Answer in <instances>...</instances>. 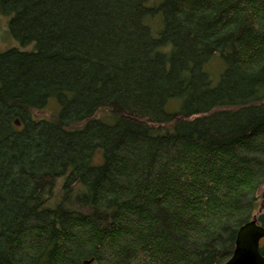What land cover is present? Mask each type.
Wrapping results in <instances>:
<instances>
[{
    "label": "trees",
    "instance_id": "1",
    "mask_svg": "<svg viewBox=\"0 0 264 264\" xmlns=\"http://www.w3.org/2000/svg\"><path fill=\"white\" fill-rule=\"evenodd\" d=\"M153 3L0 0V264H224L264 226V0Z\"/></svg>",
    "mask_w": 264,
    "mask_h": 264
},
{
    "label": "water",
    "instance_id": "2",
    "mask_svg": "<svg viewBox=\"0 0 264 264\" xmlns=\"http://www.w3.org/2000/svg\"><path fill=\"white\" fill-rule=\"evenodd\" d=\"M237 235L232 258L224 264H264V256L260 254L264 229L253 220L245 224Z\"/></svg>",
    "mask_w": 264,
    "mask_h": 264
},
{
    "label": "rangeland",
    "instance_id": "3",
    "mask_svg": "<svg viewBox=\"0 0 264 264\" xmlns=\"http://www.w3.org/2000/svg\"><path fill=\"white\" fill-rule=\"evenodd\" d=\"M154 1H155V3L158 2V0H151L152 3ZM7 24H8V18L6 16H4V15L2 16L0 14V52L4 51L6 49H9L11 47H15V45H17L15 40L9 35V32L7 31V27H8ZM53 107H54V104H51V106H49L46 110H42V111L36 113V115L39 116V118L40 117L49 118L51 111L53 110ZM260 202L262 204L260 211L264 214V186L261 188V191H260ZM263 243H264V239L262 241V244Z\"/></svg>",
    "mask_w": 264,
    "mask_h": 264
},
{
    "label": "bare ground",
    "instance_id": "4",
    "mask_svg": "<svg viewBox=\"0 0 264 264\" xmlns=\"http://www.w3.org/2000/svg\"><path fill=\"white\" fill-rule=\"evenodd\" d=\"M254 220H255V219H254ZM255 221H256V223H258L257 220H255ZM258 225H259L261 228L264 229V226H263L261 223H258ZM260 254H261V248H260Z\"/></svg>",
    "mask_w": 264,
    "mask_h": 264
}]
</instances>
